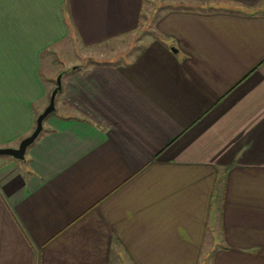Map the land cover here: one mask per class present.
<instances>
[{
  "label": "crops",
  "instance_id": "0c3cea01",
  "mask_svg": "<svg viewBox=\"0 0 264 264\" xmlns=\"http://www.w3.org/2000/svg\"><path fill=\"white\" fill-rule=\"evenodd\" d=\"M70 68L0 264H264V0H0V147Z\"/></svg>",
  "mask_w": 264,
  "mask_h": 264
},
{
  "label": "water",
  "instance_id": "95a60500",
  "mask_svg": "<svg viewBox=\"0 0 264 264\" xmlns=\"http://www.w3.org/2000/svg\"><path fill=\"white\" fill-rule=\"evenodd\" d=\"M62 87V74L57 77V85L53 89L47 107L38 115L36 127L31 134L22 139L18 147H0V155H10L17 159H25L28 147L38 138L44 129V119L56 109V95Z\"/></svg>",
  "mask_w": 264,
  "mask_h": 264
},
{
  "label": "rangeland",
  "instance_id": "374dc122",
  "mask_svg": "<svg viewBox=\"0 0 264 264\" xmlns=\"http://www.w3.org/2000/svg\"><path fill=\"white\" fill-rule=\"evenodd\" d=\"M71 69V68H70ZM48 72V73H50V72H52V67H51V64H48V65H46V69H44V72ZM62 73V71L59 73V74H61ZM58 74V75H59ZM58 75H56V81H57V77H58ZM55 88V87H54Z\"/></svg>",
  "mask_w": 264,
  "mask_h": 264
},
{
  "label": "trees",
  "instance_id": "16d2710c",
  "mask_svg": "<svg viewBox=\"0 0 264 264\" xmlns=\"http://www.w3.org/2000/svg\"><path fill=\"white\" fill-rule=\"evenodd\" d=\"M74 70V69H73ZM69 71H71V69H65V70H63L62 71V76H64L67 72H69ZM56 83H57V81H56Z\"/></svg>",
  "mask_w": 264,
  "mask_h": 264
}]
</instances>
